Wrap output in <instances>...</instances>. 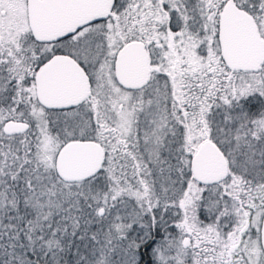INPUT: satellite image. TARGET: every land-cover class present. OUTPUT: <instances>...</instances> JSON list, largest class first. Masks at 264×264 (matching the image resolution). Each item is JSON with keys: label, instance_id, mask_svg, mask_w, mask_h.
<instances>
[{"label": "snow or ice", "instance_id": "obj_1", "mask_svg": "<svg viewBox=\"0 0 264 264\" xmlns=\"http://www.w3.org/2000/svg\"><path fill=\"white\" fill-rule=\"evenodd\" d=\"M0 264H264V0H0Z\"/></svg>", "mask_w": 264, "mask_h": 264}]
</instances>
